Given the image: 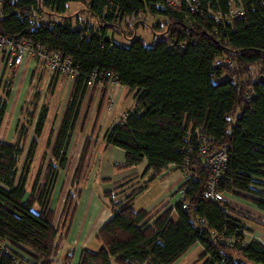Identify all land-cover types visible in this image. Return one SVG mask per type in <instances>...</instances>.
Segmentation results:
<instances>
[{
  "label": "trees",
  "instance_id": "16d2710c",
  "mask_svg": "<svg viewBox=\"0 0 264 264\" xmlns=\"http://www.w3.org/2000/svg\"><path fill=\"white\" fill-rule=\"evenodd\" d=\"M0 2L1 34L58 51L77 69L61 122L49 137L51 158L39 170L31 191L26 186L28 170L50 111L39 92L25 121L18 124L17 140L0 139V264L57 262L64 229L55 223L49 200L59 175L70 166L81 101L94 71L100 74L96 84L116 80L136 92L135 106L105 134L108 145L125 150V161L116 166L127 169L145 162L141 178L152 175L122 198L116 194L123 193V185L105 193L113 217L98 233L103 248L84 250L80 264H174L195 244L203 250L194 264H264L263 242L246 236L255 227L264 229V217L228 200L204 198L212 176L195 136L200 128L212 137L214 147L229 146L220 189L264 212V0ZM70 3H84L96 25L74 22L67 15ZM235 5L243 7L244 15L231 16ZM140 14L165 20L149 26L153 34L161 35L151 45L135 34L129 44L110 35L119 21ZM221 56L235 60L236 69L217 66ZM12 81L2 85L0 130ZM91 141L86 140L67 193L68 223ZM170 165L191 175L175 208L178 220L172 219L169 209L150 223V214L134 211L133 202ZM75 254L76 249L68 250L60 264H72Z\"/></svg>",
  "mask_w": 264,
  "mask_h": 264
},
{
  "label": "crops",
  "instance_id": "0c3cea01",
  "mask_svg": "<svg viewBox=\"0 0 264 264\" xmlns=\"http://www.w3.org/2000/svg\"><path fill=\"white\" fill-rule=\"evenodd\" d=\"M12 69L15 74L11 72ZM44 70L46 69L40 67L38 60L32 56H26L21 65L17 68H11L7 64L5 54L0 53V96L2 95V85L5 80L13 78L6 116L0 130V139L11 142L17 140L18 124L26 117V113L29 110V102L34 98L37 92L34 93V91L38 89ZM49 74V84H51L53 88L55 86L59 88L61 84L63 85V79H60L62 75H52L50 72ZM66 78L65 80L68 82L69 92H72L73 83ZM105 92L107 94L106 99H104ZM135 93V91L132 92L129 88L118 82L110 81L107 85L103 83L96 84L87 91L81 101L80 113L74 131L76 133L78 129L81 132L79 142L77 147H75L74 138L77 135H73L69 150L70 166L62 175L60 174L56 188H54V194L52 192L49 200L50 207L55 211V223L57 225L61 224V229H64L62 231L63 240L61 251L58 255L56 264H60L65 253L73 248L76 249V254L72 264H80L82 252L84 250L93 252L101 250L103 248V243L98 239V233L113 217L109 199L105 196V193L123 185V189H120V192L123 193L116 194V198H122L129 189L133 186L140 185L152 175V172H150L148 175L141 178L140 175L145 167V162L127 169L118 168L116 165L125 161V150L108 145L105 138L106 131L109 127L118 123L122 116L135 106ZM109 96H113L116 100V104L112 110H109L107 106V98ZM43 97L44 96L41 95V101L44 100ZM51 108L52 107H50L48 119L39 139L37 149V152L38 150L47 149V161L51 158V150L48 148L49 137L53 134L55 135L64 114L62 113L60 115L61 117L58 124L56 122L55 127L52 129V127L49 126V123H52V120H50L52 117ZM84 117L86 123L84 127L81 128L79 122L81 123ZM87 136L93 137V139L89 146L82 177L76 193L77 205L68 223L66 220L67 217L64 216L65 201L71 187L74 170L82 156L81 154L84 150V145L88 138ZM74 148H76V151L72 153ZM31 166L32 165H30L28 170L26 184L28 191H31L36 176L38 175L37 172L32 185H30L29 177ZM63 175L66 176L63 177ZM137 176L140 177L134 180L131 179ZM185 180V173L174 165L164 168V170L149 183L148 187L135 198L132 209L136 212L142 210L148 212L150 214V223L157 219L162 213L171 209V217L174 221H177L178 214L175 208L182 199L181 188ZM58 183L59 185L61 184L60 186L63 188V191L57 189L59 187ZM37 207L38 206H35L36 210H38ZM253 213L264 217V212L258 208L256 212L254 210ZM66 225H68L67 230H65ZM261 233L263 235L262 239L258 236V234ZM249 234L250 237L259 238L264 244V229L260 230V227H255L254 232ZM202 250L203 248L200 244H195L174 264H194ZM193 253H195V255L191 257ZM189 256L191 260L189 261L191 263H188L186 260Z\"/></svg>",
  "mask_w": 264,
  "mask_h": 264
},
{
  "label": "built area",
  "instance_id": "2783aa9c",
  "mask_svg": "<svg viewBox=\"0 0 264 264\" xmlns=\"http://www.w3.org/2000/svg\"><path fill=\"white\" fill-rule=\"evenodd\" d=\"M176 0H170L174 3ZM3 15V5L0 2V16ZM244 15L242 6L235 5L231 16L234 18ZM0 53L5 54L7 64L11 68H17L23 62L26 56H32L38 60L40 67L45 68L52 75H65L71 81H74L77 75V69L72 65L71 60L65 59L58 51L48 50L46 48H36L25 39L9 38L0 33ZM217 66H224L233 69L236 66L235 60L229 56H221L216 60ZM99 72L94 71L87 82V89L93 88L99 80ZM117 82L116 80H112ZM100 84V82H99ZM253 93L250 92L247 99H251ZM107 106L112 110L116 104L113 96L107 98ZM126 114L122 116L125 118ZM195 136L199 144V152L202 157L203 165L211 172V180L204 192V198L212 202H221L225 200L224 192L220 189L221 180L228 168L229 163V146L214 147L213 139L200 128L196 129ZM191 175L185 174V183ZM182 198L185 195L184 188L181 189ZM187 207V204H184ZM203 221V220H202ZM214 233V231H212ZM1 246V244H0ZM23 264V263H18Z\"/></svg>",
  "mask_w": 264,
  "mask_h": 264
},
{
  "label": "rangeland",
  "instance_id": "374dc122",
  "mask_svg": "<svg viewBox=\"0 0 264 264\" xmlns=\"http://www.w3.org/2000/svg\"><path fill=\"white\" fill-rule=\"evenodd\" d=\"M86 8L87 7L84 3H70L68 11H67V15L71 16L73 18L74 22H78V24H83V25L93 24L95 26L96 20L93 16H91L86 11ZM164 22H165V20L163 17L153 16L151 14H149V15L148 14H140L139 16H135V17L124 19L123 21H119L117 23V26L114 27V29L110 32V35L114 36V38L118 41L129 44L130 43L129 37L132 34H135V36H137V37H142L144 39V41L146 42V44L151 45V43H153L155 41V39L159 38L161 35L153 34L151 32V29L149 28V26H151V25L154 26L156 24H161V23L164 24ZM234 68L236 69V66ZM11 72H13V69ZM13 73L15 74V72H13ZM254 76H255V74H254ZM61 77L62 78H60V79H63V85L61 84L59 86V88H57V86H55L53 88L51 86V84H49L50 74L47 70H44L43 74L41 76V82L38 85V89L34 91V93L37 91V92L41 93L42 96H44L43 97L44 100L42 101V103H47V104H49V107H52L51 108L52 109V114H51L52 117L50 119V120H52V123H49V126L52 127V129L55 127L56 122L58 124L60 117H61L60 115L62 113H64L63 110L65 108V105L67 106L66 103H68V101L70 99V94H71V92H69L68 82L65 80L66 76L62 75ZM66 79L73 83V81H71L70 79H68V78H66ZM31 101H32V99H31ZM26 107H27V104H26ZM82 120L83 121L81 123L79 122V124L81 125V128L84 127V125L86 123L85 117ZM23 121H25V118ZM51 131H53V130H51ZM76 131H77L76 133L74 132V135H77L74 138L75 144H76L75 147H77V144L79 142V136L81 133L78 129ZM88 132H89V130H88ZM92 139H93V137H91V140ZM46 150L45 149L44 150L43 149L38 150L36 157L34 158V160L31 163L32 168H31L30 177H29L30 178V185H32V182H33V179H35L36 173L39 172L41 167L44 165L45 161L47 163V160L45 159V157L47 155ZM74 151H76V148H74L72 153H74ZM62 173H61V175H62ZM64 176H66V175H63V177ZM57 182H58V179L54 185V188H56ZM58 185H59V183H58ZM60 185L57 189L58 190L61 189V191H63V188H61ZM54 191L55 190L53 189V194H54ZM224 196H225V200H228L232 204L237 205L241 208H245L247 210L250 209L253 212L255 210V212H256L257 208L254 205H252L250 202H248L246 199H243V198L238 197L237 195H233V194H231V195L230 194H224ZM37 209L39 210V207H37ZM51 209H53V208H51ZM260 230H262V229L260 228ZM246 236L250 237V234L247 233ZM258 236L261 237V239H262L263 235L261 233V234H258ZM194 255H195V253H193L191 255V257H193ZM186 260L188 261V263H191L190 262L191 261L190 256L187 257Z\"/></svg>",
  "mask_w": 264,
  "mask_h": 264
}]
</instances>
